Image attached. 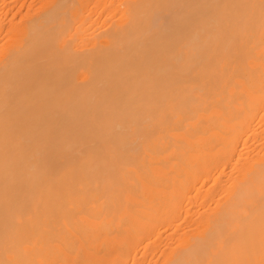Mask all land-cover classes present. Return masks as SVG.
I'll list each match as a JSON object with an SVG mask.
<instances>
[{"label": "bare ground", "instance_id": "bare-ground-1", "mask_svg": "<svg viewBox=\"0 0 264 264\" xmlns=\"http://www.w3.org/2000/svg\"><path fill=\"white\" fill-rule=\"evenodd\" d=\"M0 264H264V0H0Z\"/></svg>", "mask_w": 264, "mask_h": 264}]
</instances>
